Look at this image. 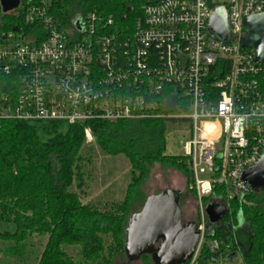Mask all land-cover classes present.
<instances>
[{"label":"built area","instance_id":"built-area-1","mask_svg":"<svg viewBox=\"0 0 264 264\" xmlns=\"http://www.w3.org/2000/svg\"><path fill=\"white\" fill-rule=\"evenodd\" d=\"M219 7L235 38L229 43L209 29ZM49 9L46 0H21L13 12L24 15L23 26L0 31V74L19 71V93L0 99V121L166 120L177 134L187 128L181 146L200 207L189 264L203 249L216 264H244L209 237L226 218L213 225L205 210L228 209L216 187L229 200L250 193L242 175L264 153V63L242 47L244 20L264 13V0H159L144 7L127 38L105 33L113 22L96 13L66 26ZM85 136L95 142L90 127Z\"/></svg>","mask_w":264,"mask_h":264},{"label":"trees","instance_id":"trees-1","mask_svg":"<svg viewBox=\"0 0 264 264\" xmlns=\"http://www.w3.org/2000/svg\"><path fill=\"white\" fill-rule=\"evenodd\" d=\"M46 1L50 14L62 25L96 13L98 19L113 22L105 33L127 38L144 7L159 0ZM24 23L20 10L4 14L0 7V31L20 28ZM18 76V70L11 75L0 74V99L6 94L17 96ZM86 127L91 128L101 153L123 156L131 167V183L124 200L107 211L81 200L88 181ZM167 128L166 120H93L75 125L0 121V226L13 228L0 232V242L23 246L33 234L48 235L38 264H114L126 257V227L151 167L159 164L191 178L186 157L166 154ZM74 187L80 194L73 191ZM214 195L227 203L228 215L226 224L213 227L209 237L221 243L224 256L239 253L244 264H264V192L252 189L243 197L229 200L228 190L216 187ZM106 236L113 244L105 246ZM69 246L80 248V260H73L64 251ZM142 259L154 264L149 254ZM216 261L214 254L203 249L196 264Z\"/></svg>","mask_w":264,"mask_h":264},{"label":"water","instance_id":"water-1","mask_svg":"<svg viewBox=\"0 0 264 264\" xmlns=\"http://www.w3.org/2000/svg\"><path fill=\"white\" fill-rule=\"evenodd\" d=\"M20 3L21 0H0L1 10L4 14L13 12ZM244 26L246 34L242 38V47L252 49L256 62L264 63V13L246 18ZM209 29L220 41L229 43L235 40L223 7L213 12ZM242 182L254 191L264 192V153L255 166L243 173ZM180 198L181 193L173 189L152 195L142 210L130 217L125 232V252L129 261L140 260L146 254L152 257L154 264H186L192 260L200 231L196 222H183ZM205 211L213 225L222 222L228 215L225 205L209 204Z\"/></svg>","mask_w":264,"mask_h":264},{"label":"rangeland","instance_id":"rangeland-1","mask_svg":"<svg viewBox=\"0 0 264 264\" xmlns=\"http://www.w3.org/2000/svg\"><path fill=\"white\" fill-rule=\"evenodd\" d=\"M1 7V6H0ZM169 129V127H168ZM187 128L183 134H177L173 128H170V136H166V154L171 156H183L184 152L181 143L187 136ZM84 156L89 161L86 162V174L88 181L83 194L74 187L73 191L81 195L83 204L98 208L101 211L110 210L113 206L124 200L128 185L131 183L130 164L123 156L109 157L101 153L96 142L88 143ZM191 178L187 179L183 172L166 166L155 164L151 167L149 177L143 183L140 189V196L133 208L132 216L137 215L143 208L146 200L155 194L173 189L181 193L180 207L183 213L185 223L198 222L200 218V207L195 191L193 190ZM7 226H0V232L12 230ZM49 236L31 235L23 244L11 242H0V264H38L41 255L48 243ZM105 246L113 244L110 236L104 237ZM64 251L73 260L78 261L81 257L79 247H64ZM17 250H22L16 254ZM240 259L238 255L237 260ZM114 264H146L144 259L129 261L123 257L115 261Z\"/></svg>","mask_w":264,"mask_h":264},{"label":"flooded vegetation","instance_id":"flooded-vegetation-1","mask_svg":"<svg viewBox=\"0 0 264 264\" xmlns=\"http://www.w3.org/2000/svg\"><path fill=\"white\" fill-rule=\"evenodd\" d=\"M183 222H184V220H183ZM185 223V222H184ZM190 223H195V222H190ZM187 224V223H186ZM143 258V257H142ZM142 258H140V260H142Z\"/></svg>","mask_w":264,"mask_h":264}]
</instances>
